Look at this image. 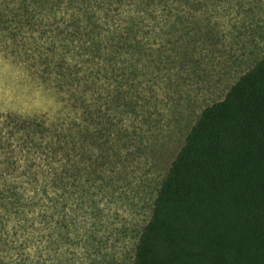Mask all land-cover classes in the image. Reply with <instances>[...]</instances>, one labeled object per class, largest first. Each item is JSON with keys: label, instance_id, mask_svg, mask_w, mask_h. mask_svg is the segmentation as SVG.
I'll return each instance as SVG.
<instances>
[{"label": "trees", "instance_id": "trees-1", "mask_svg": "<svg viewBox=\"0 0 264 264\" xmlns=\"http://www.w3.org/2000/svg\"><path fill=\"white\" fill-rule=\"evenodd\" d=\"M173 3L188 0H0V25L8 11L29 29L54 21L56 35L76 39L75 50L88 55L92 76L131 80L145 55L140 20L158 11L169 16ZM76 79L58 87H68L80 114L77 135L71 118L0 114V264L62 263L64 250L84 236L88 212L100 209L121 174L110 164L116 156H106L100 117V142L90 135L89 116L94 105L102 112L105 97H92L87 81ZM116 93L111 101L125 118L114 136L126 145L136 140L145 105L124 86ZM94 155L109 165L98 170ZM133 264H264V58L202 110L160 184Z\"/></svg>", "mask_w": 264, "mask_h": 264}, {"label": "rangeland", "instance_id": "rangeland-1", "mask_svg": "<svg viewBox=\"0 0 264 264\" xmlns=\"http://www.w3.org/2000/svg\"><path fill=\"white\" fill-rule=\"evenodd\" d=\"M171 8L169 16L158 11L153 19L140 20L145 55L131 80L118 74L92 76L88 55L75 50L76 39L59 38L54 21L29 29L8 11L0 25V114H37L59 123L71 118L77 135L80 114L70 107L68 87L58 86L76 77L85 80L92 97H105L102 112L94 105L89 116L90 135L100 142L95 124L100 119L104 136L113 139H102L106 156H116L110 164L122 167L100 209L88 212L84 236L64 250L62 263L53 264H133L160 184L202 110L224 99L241 75L264 58V0H188ZM121 66L130 72L128 65ZM119 86L145 105L136 118V140L126 145L115 140L125 118L111 101ZM96 157L90 158L95 168L107 166L108 158Z\"/></svg>", "mask_w": 264, "mask_h": 264}]
</instances>
